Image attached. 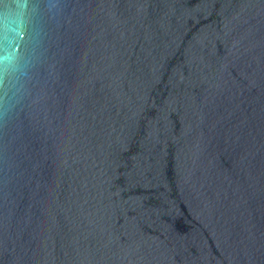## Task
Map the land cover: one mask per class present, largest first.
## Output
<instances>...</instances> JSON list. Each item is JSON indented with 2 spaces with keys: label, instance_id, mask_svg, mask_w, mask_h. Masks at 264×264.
Returning <instances> with one entry per match:
<instances>
[{
  "label": "water",
  "instance_id": "water-1",
  "mask_svg": "<svg viewBox=\"0 0 264 264\" xmlns=\"http://www.w3.org/2000/svg\"><path fill=\"white\" fill-rule=\"evenodd\" d=\"M0 264H264V0H0Z\"/></svg>",
  "mask_w": 264,
  "mask_h": 264
}]
</instances>
